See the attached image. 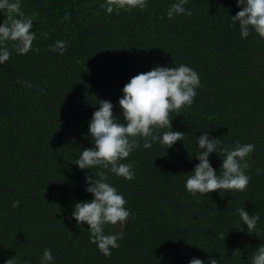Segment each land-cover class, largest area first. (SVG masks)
I'll return each mask as SVG.
<instances>
[{
  "label": "trees",
  "instance_id": "16d2710c",
  "mask_svg": "<svg viewBox=\"0 0 264 264\" xmlns=\"http://www.w3.org/2000/svg\"><path fill=\"white\" fill-rule=\"evenodd\" d=\"M19 2L36 36L24 55L6 42L10 59L0 64V264H40L46 248L54 264H188L193 257L251 264L264 246V38L255 31L241 38L231 18L241 10L237 0H188L193 14L171 20L167 9L178 0H146L143 9L110 15L106 0ZM8 19L0 12V23ZM58 40L67 42L62 55L51 50ZM181 64L201 80L194 103L169 116L184 141L145 148L140 138L122 161L132 163L135 178L108 173L131 214L123 226L105 227L123 233L105 256L89 242L87 223L71 218L76 202L93 198L86 175L101 169L81 170L73 160L94 147L89 121L100 100L112 101L123 119L119 100L133 76ZM206 131L228 148L255 146L244 191L186 190ZM210 162L220 174L223 157L213 153ZM242 207L259 215L255 233L235 227Z\"/></svg>",
  "mask_w": 264,
  "mask_h": 264
},
{
  "label": "clouds",
  "instance_id": "9594fccd",
  "mask_svg": "<svg viewBox=\"0 0 264 264\" xmlns=\"http://www.w3.org/2000/svg\"><path fill=\"white\" fill-rule=\"evenodd\" d=\"M187 3L188 0H178L168 8V19L181 14L191 16L193 12L185 7ZM101 7L110 15L121 9H143L146 7V0H106ZM237 7L241 10L231 18L234 25H239L241 38L246 39L252 31L264 38V0H237ZM0 12H5L9 17L7 21L0 23V64H3L11 55L9 48L5 46L6 42H14L16 53L24 55L32 48L36 34L30 31L33 21L24 17L19 0H0ZM44 35L47 37V33ZM51 50L62 55L67 50V42L58 40ZM200 86L199 74L190 66L158 65L150 71L133 76L123 87V96L119 100L123 119L114 114L112 101L100 100L98 103L99 108L89 121V133L94 147L83 149L73 162L81 170H101L94 173V177L86 175L85 190L93 198L76 202L71 218L75 219L77 225L87 223L89 242L95 244L105 256H111L112 249L119 247L118 241L123 236V233L105 234V227L117 223L123 226L131 214V210L125 207L127 200L124 195L108 182V173L127 180L135 178L132 163L122 161L140 146V138L144 139L145 148L158 142L170 149L177 141H184L185 133L173 130V119L170 120L169 116L171 112L179 115L182 107L191 106ZM164 129L168 130L162 131ZM196 144L195 157L199 163L186 179L185 188L188 192L203 195L219 190L222 194V191H244L247 188L250 177L246 173L249 167L246 157L254 150L253 144L237 142L234 148H228L220 138L212 137L207 131L197 137ZM213 153L223 157L220 174L210 162ZM19 204L20 201L16 200L12 206L18 207ZM237 211L242 224L235 227L243 231L244 225H247V231L255 233L259 215H251L243 207ZM233 255H240V250L235 249ZM39 260L40 264H54L52 250L46 248ZM6 264H15V261L10 258ZM188 264H219V260L209 257L205 261L193 257ZM251 264H264V246H260L252 254Z\"/></svg>",
  "mask_w": 264,
  "mask_h": 264
}]
</instances>
